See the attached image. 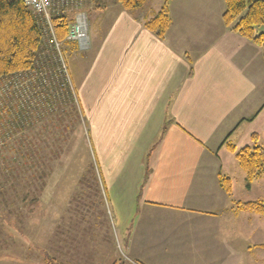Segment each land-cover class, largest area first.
<instances>
[{
	"label": "crops",
	"instance_id": "0c3cea01",
	"mask_svg": "<svg viewBox=\"0 0 264 264\" xmlns=\"http://www.w3.org/2000/svg\"><path fill=\"white\" fill-rule=\"evenodd\" d=\"M103 3L86 12L97 15L88 23L94 34L85 49L71 45L68 63L105 165L116 225L110 241L125 247L123 259L116 251L107 264H234L239 209L219 180L225 158L236 155L230 145L264 137L263 49L224 23L225 0H171L164 38L145 26L155 12ZM71 237L58 242L59 253L71 246L73 264H85L82 234ZM47 254L46 264L58 262Z\"/></svg>",
	"mask_w": 264,
	"mask_h": 264
},
{
	"label": "trees",
	"instance_id": "16d2710c",
	"mask_svg": "<svg viewBox=\"0 0 264 264\" xmlns=\"http://www.w3.org/2000/svg\"><path fill=\"white\" fill-rule=\"evenodd\" d=\"M117 1L132 11L142 8L148 0ZM170 1L164 0L162 8L145 22L161 38L173 24ZM225 4L224 23L264 52V0H225ZM64 12L53 16L51 13V23L57 38L65 41L74 18ZM47 26L44 18L23 0H0V216L3 219L4 214L12 211L15 200L27 205L38 201L53 162L63 151L60 139L48 142L42 139L45 122L57 114L70 116L66 107L77 106L69 70L66 65L63 67L52 48L54 45L50 47L53 54L41 59ZM230 147L236 152L248 183L264 176V146L256 135L251 145L238 150L234 145ZM219 181L231 193L230 177L221 175ZM237 203L242 210L264 215V199Z\"/></svg>",
	"mask_w": 264,
	"mask_h": 264
},
{
	"label": "rangeland",
	"instance_id": "374dc122",
	"mask_svg": "<svg viewBox=\"0 0 264 264\" xmlns=\"http://www.w3.org/2000/svg\"><path fill=\"white\" fill-rule=\"evenodd\" d=\"M101 1L104 5L115 3L117 0H53V10L56 12H52V16L60 13L57 12L58 10L65 11L64 13L72 14V16L75 13L86 14L87 11L100 5ZM163 4L164 0H148L142 8L132 10V12L137 15H148L149 11L156 13ZM87 18L90 26L93 21L96 22L97 15L90 11ZM46 29L45 48L41 50V59L49 54L52 55V48L56 54H60L69 70L70 85L75 95L73 77L68 63L69 48L73 50L71 42L67 41V38L65 41L57 38L53 21ZM92 30L93 25L92 29L88 30L89 38ZM51 44L54 45L52 48H50ZM76 104V107L72 106L73 109L71 106L66 107L70 116L57 114L49 117L51 119L45 122L42 139L46 142L60 139L63 141V151L60 158L53 162L52 172L38 201L27 205L28 203L23 204L19 199L15 200L12 211L4 214V219L0 216V264H46L45 258L49 259L47 252H50L51 258H56V262L60 260L61 264L69 262L73 264L72 247L65 249L66 254H61L58 242L64 236L72 239L71 232L74 231L82 234V263L91 264L89 244L90 241H94L90 239L91 232L92 238L96 237L93 244H96L97 252L94 253L98 255L97 264L109 263L106 261V256L111 258L116 255V251L123 259L122 254L125 252L123 241L120 238L116 239L115 243V239L113 243L110 241L111 235H115L114 226L116 225L111 216L113 207L109 202L102 179L104 177L101 170L103 171L105 165L96 151V145L91 141L88 120L77 101ZM260 120H264V113L258 121ZM38 129L41 127L38 126ZM259 143L264 146V137ZM225 159L226 164L222 173L231 179V197L235 200L236 208L239 209L236 212L239 216L233 223L236 230L241 231L240 251L238 250L235 255L234 264H264V215L242 210L238 208L237 203L238 201L264 199V176L248 183L236 155L231 154V158L226 157ZM231 200L228 202L229 207H231ZM227 213L229 216L232 215L228 211ZM47 215H53L55 218L50 221L49 219L52 218H47ZM50 229L54 232L50 235L49 246L45 241ZM247 246L250 248L247 249Z\"/></svg>",
	"mask_w": 264,
	"mask_h": 264
},
{
	"label": "built area",
	"instance_id": "2783aa9c",
	"mask_svg": "<svg viewBox=\"0 0 264 264\" xmlns=\"http://www.w3.org/2000/svg\"><path fill=\"white\" fill-rule=\"evenodd\" d=\"M25 5L29 7L35 14L44 18V21L47 24H51L50 14L52 12H56L53 10L54 2L53 0H23ZM68 4V3H67ZM57 12L63 13L62 10H58ZM68 39L72 41H78L80 47L85 48L87 46L88 41V26L86 16L82 13L76 15V19L74 24L72 25ZM60 57L59 60L64 64V59L58 54Z\"/></svg>",
	"mask_w": 264,
	"mask_h": 264
}]
</instances>
